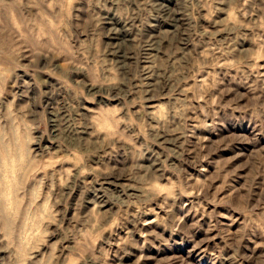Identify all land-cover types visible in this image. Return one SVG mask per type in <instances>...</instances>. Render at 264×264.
Masks as SVG:
<instances>
[{"label": "rangeland", "instance_id": "obj_1", "mask_svg": "<svg viewBox=\"0 0 264 264\" xmlns=\"http://www.w3.org/2000/svg\"><path fill=\"white\" fill-rule=\"evenodd\" d=\"M0 264H264V0H0Z\"/></svg>", "mask_w": 264, "mask_h": 264}]
</instances>
